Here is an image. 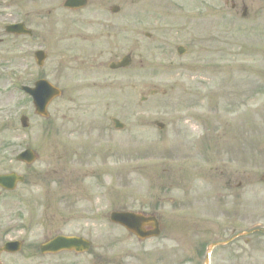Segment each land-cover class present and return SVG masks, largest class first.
I'll return each instance as SVG.
<instances>
[{"label": "rangeland", "instance_id": "obj_1", "mask_svg": "<svg viewBox=\"0 0 264 264\" xmlns=\"http://www.w3.org/2000/svg\"><path fill=\"white\" fill-rule=\"evenodd\" d=\"M89 1L78 15L105 13V43L71 40L63 23L53 27L58 35L51 33L45 14L53 8L65 15L62 0H0V174L37 170L48 179L77 172L75 184L85 190L78 193L79 217L97 219L87 223L121 239L110 212L154 213L159 239L132 238L117 247L137 250L150 263L158 251L155 264H204L209 245L229 241L212 249L208 264H264V0ZM100 21L92 24L103 32ZM15 23L32 36L6 35L4 27ZM61 46L104 50L105 61L130 54L132 64L117 72H57ZM177 46L186 53L177 55ZM39 49L49 51L42 68L33 60ZM39 78L62 92L46 120L20 91ZM20 116L28 118L27 128ZM111 118L123 130H114ZM24 149L37 156L30 167L15 161ZM28 185L16 191L14 216ZM9 201L0 195L1 216ZM36 212L41 216L43 207ZM93 243L107 248L105 241Z\"/></svg>", "mask_w": 264, "mask_h": 264}, {"label": "flooded vegetation", "instance_id": "obj_2", "mask_svg": "<svg viewBox=\"0 0 264 264\" xmlns=\"http://www.w3.org/2000/svg\"><path fill=\"white\" fill-rule=\"evenodd\" d=\"M90 2L88 0L86 6L81 9H63L66 12H64L65 15H60V11L56 12V14H53L56 17L53 18H50L53 11L46 12L48 16L47 29L52 34H57L53 27L63 23L66 28L63 31L69 34V39L71 40H78L82 44L87 43L89 45L105 43L109 38L107 29L110 25L109 18L106 17L105 13L100 12L99 18L93 17L92 19L82 20H80L78 15V13L89 6ZM95 19L102 21L98 23V27L103 32L93 27L92 22ZM79 23L82 27H80ZM86 30L88 31L87 34L84 33ZM61 48L62 50H59L56 54V71L62 72L66 70L74 75L80 71L83 72L86 68L99 73L103 70L111 71L109 66L115 67L123 58L122 56L117 57L114 63L111 64L110 56L105 61L106 54L104 50H98L97 52L92 46L87 51L84 47L82 49L85 51L69 46L68 48L61 46ZM97 48H100V45ZM65 53L73 56V58L67 57ZM48 57L49 51H47L45 61ZM69 66L71 68H68ZM116 71L125 70L117 69ZM43 173L44 171L37 170L26 171L24 182L26 180L28 183L30 180L31 185L25 188L24 200L21 202L24 208L21 214H16V216L13 215L15 214L14 201L15 204L20 201V196L17 195L19 193L16 192L19 186L11 192L0 188V195L10 198L7 203V213L3 216L0 215V264H155L156 259L161 258L158 254L159 252L155 251L150 263L148 262L149 256L145 258V256L141 255L140 258L136 253L137 250L128 251L123 249L119 251L117 250L118 246L121 244L125 245L128 240H134L132 239L135 238L133 234L113 224H110V226L120 229L124 235L123 239L119 235L106 233L105 229H103L104 233H100L101 229L92 228L87 223L88 220L95 221L97 219L79 217L80 196L78 193L85 190L81 188L79 183L75 184L77 172L67 171V174L75 173V175H57L48 179L46 177L44 179L45 173ZM52 173L58 174V171H53ZM39 182H43V184L51 183L54 186L48 187L42 184L38 187L40 188L39 191H32L33 186L36 187L37 185L35 184ZM27 200H29V204ZM37 205L43 207L41 216H35ZM155 217L157 219V229L161 235V220L157 215ZM143 230L150 232L151 228L144 227ZM118 237L121 239L120 242L117 240ZM159 238L160 236L153 239ZM98 239L107 243L106 249L103 246L94 248L93 242ZM153 239L136 240L137 242H149ZM80 240L87 242L89 248L81 250Z\"/></svg>", "mask_w": 264, "mask_h": 264}, {"label": "water", "instance_id": "obj_3", "mask_svg": "<svg viewBox=\"0 0 264 264\" xmlns=\"http://www.w3.org/2000/svg\"><path fill=\"white\" fill-rule=\"evenodd\" d=\"M82 0H66L65 1V7L67 8H77L82 6ZM8 32L14 33V34H28V31H25L24 29H21L20 27L15 29H8ZM180 52V51H179ZM38 63L40 62L41 58L39 55L36 56ZM128 64L127 58L124 59L122 66H126ZM26 92L32 97L33 105L35 108V114L46 118L47 113L45 111V108L49 101L58 96L59 93L54 88L49 86L46 82H38L35 84V88L32 90H26ZM26 118L21 119V126L25 128L27 126ZM158 128H162L160 124H157ZM114 127L116 129L122 128L120 124H118L116 121H114ZM17 159L21 162H24L26 164H31L36 159L35 155L31 151H26L19 155ZM264 179V176H263ZM22 178L16 176L15 174L6 175V176H0V186L5 189H12L17 182H21ZM110 220L113 223H117L123 227H125L127 230L133 232L135 235H137L140 238H143L144 235L141 231V227L144 225L152 224L153 226H157L155 223V220L153 217H144L138 214H133L129 212H122V213H112L110 216ZM154 235H157V233H153Z\"/></svg>", "mask_w": 264, "mask_h": 264}]
</instances>
